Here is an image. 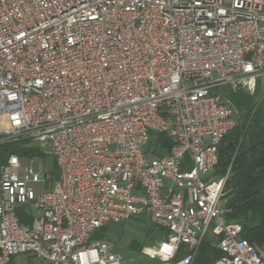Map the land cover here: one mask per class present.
Listing matches in <instances>:
<instances>
[{
  "label": "built area",
  "instance_id": "2783aa9c",
  "mask_svg": "<svg viewBox=\"0 0 264 264\" xmlns=\"http://www.w3.org/2000/svg\"><path fill=\"white\" fill-rule=\"evenodd\" d=\"M260 80L264 0H0V144L46 149L59 172L0 165V264H122L95 234L143 217L169 233L143 251L161 264H195L209 237L211 264H264L214 175L240 115L219 89ZM156 134L175 141L164 156Z\"/></svg>",
  "mask_w": 264,
  "mask_h": 264
},
{
  "label": "trees",
  "instance_id": "16d2710c",
  "mask_svg": "<svg viewBox=\"0 0 264 264\" xmlns=\"http://www.w3.org/2000/svg\"><path fill=\"white\" fill-rule=\"evenodd\" d=\"M259 92V84L253 95L243 89L228 91L227 97L238 108L240 115L235 128L218 147L219 161L214 175L222 178L228 174L224 187L227 221L241 224V237L261 255L264 249V99H260ZM28 144L27 141L0 144V165L6 164L13 155L27 158L47 156ZM150 144L157 147V156H164L175 141L167 134H156ZM54 167L55 184L59 179L56 161ZM19 216L22 223H29L30 215L25 209L19 211ZM155 228L164 239L168 238L167 230L155 226H150L147 235ZM105 235L106 228H102L95 234V239L106 241ZM212 240L203 241L195 264H211L222 257V253L212 246ZM137 245L133 244V247Z\"/></svg>",
  "mask_w": 264,
  "mask_h": 264
},
{
  "label": "rangeland",
  "instance_id": "374dc122",
  "mask_svg": "<svg viewBox=\"0 0 264 264\" xmlns=\"http://www.w3.org/2000/svg\"><path fill=\"white\" fill-rule=\"evenodd\" d=\"M232 90L229 86H223L219 89V92L227 97L228 91ZM233 91V90H232ZM259 97L264 99V80L259 81ZM228 98V97H227ZM229 99V98H228ZM239 118V117H238ZM237 118V119H238ZM27 141V140H26ZM28 142V141H27ZM29 147H37L45 157H21L23 163L32 166L34 172L50 178V182L54 184L55 175V157L50 154L46 149L35 145H28ZM146 150V149H145ZM49 188V180L45 184L35 185L37 192H44ZM27 214H31V209H25ZM149 225L144 221L133 219L127 221L122 225H118L116 229H113L112 241L115 240L116 232L120 234V238L116 243V250L123 256L122 264H161L159 259L153 260L143 254L144 249L153 248L160 244L163 240L162 235L157 233V230L151 231L149 235L146 233V229ZM211 239V237H209ZM133 244H138L133 247ZM141 249V250H140ZM261 256L264 257V249L261 250ZM10 264H53L49 261L39 259L34 255H21L13 259Z\"/></svg>",
  "mask_w": 264,
  "mask_h": 264
},
{
  "label": "crops",
  "instance_id": "0c3cea01",
  "mask_svg": "<svg viewBox=\"0 0 264 264\" xmlns=\"http://www.w3.org/2000/svg\"><path fill=\"white\" fill-rule=\"evenodd\" d=\"M138 220L144 221L145 223H147L149 225L147 227V229H146V233H148V230H149L150 226H153V225H150V223L148 222L147 217L139 218ZM117 226L118 225L110 224V225H107V226L103 227V228H106V235H105L106 241H109L110 243L114 244L115 248L117 247V244L118 243H116V242L120 238V234H118L117 232L115 234L116 235L115 240H117V241H112V238H110V237H113V235H114L112 233L113 232V229H116ZM155 230H156V228H155Z\"/></svg>",
  "mask_w": 264,
  "mask_h": 264
},
{
  "label": "bare ground",
  "instance_id": "6f19581e",
  "mask_svg": "<svg viewBox=\"0 0 264 264\" xmlns=\"http://www.w3.org/2000/svg\"><path fill=\"white\" fill-rule=\"evenodd\" d=\"M147 250H149V249L147 248Z\"/></svg>",
  "mask_w": 264,
  "mask_h": 264
}]
</instances>
